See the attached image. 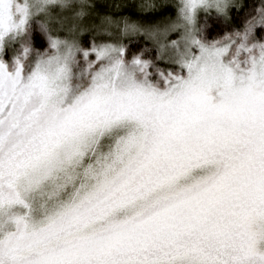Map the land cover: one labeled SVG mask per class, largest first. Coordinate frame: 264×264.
<instances>
[{"label": "snow or ice", "instance_id": "snow-or-ice-1", "mask_svg": "<svg viewBox=\"0 0 264 264\" xmlns=\"http://www.w3.org/2000/svg\"><path fill=\"white\" fill-rule=\"evenodd\" d=\"M0 264H264V0H0Z\"/></svg>", "mask_w": 264, "mask_h": 264}]
</instances>
